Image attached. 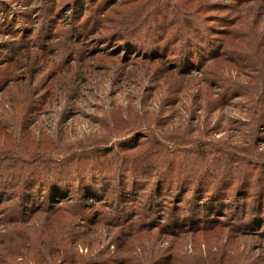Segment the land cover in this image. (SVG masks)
I'll use <instances>...</instances> for the list:
<instances>
[{"label": "trees", "instance_id": "obj_1", "mask_svg": "<svg viewBox=\"0 0 264 264\" xmlns=\"http://www.w3.org/2000/svg\"><path fill=\"white\" fill-rule=\"evenodd\" d=\"M59 1L65 2L61 5ZM162 1L24 0L29 5L38 2V10L35 8V14L24 12L18 19L5 8L7 14L0 16V36L6 34L9 39L0 47V58L4 59L2 56L7 51L17 56L22 52L21 56L31 48H37L42 52L55 53L64 66H70L73 61L91 56L95 53L92 50L100 51L99 44L105 43L112 51L119 48L123 56L128 54L143 63L163 65L155 72L169 80L174 76L205 74L208 85L222 96L229 91L226 87L230 82L226 78L230 72L228 66L240 75H259L252 78L245 74L251 80H264V0H234L236 9L231 10L232 19L229 16H202L208 10L216 13L227 10L219 2L209 4L207 0H184L179 8ZM149 8L151 10L147 12ZM114 10L116 14L101 18L104 12ZM180 11L189 12L197 19L182 17ZM204 23L205 28L202 26ZM217 23L222 24L221 28L217 27ZM105 24L116 26L112 30H116L114 36L102 38L103 30L108 31ZM175 26L179 27L174 29ZM60 35L62 39H59ZM14 39L15 43H10ZM58 39L60 42H57ZM5 62L0 61V69ZM7 83V80L0 82V94L5 91ZM248 91L251 93V89ZM262 95L257 93L255 98ZM27 116L28 113L22 121L24 127ZM252 125L258 126V123L254 121ZM131 135H135L132 140L121 142L119 146L131 151L140 150L144 160L133 164L135 169L127 157L118 161L111 156L116 154V144H109L98 151L104 152L103 156L108 153L104 160L92 158L89 161L87 158L75 169L71 164H59L57 160L45 159L38 154L33 158L23 155L9 159L4 152L0 153V212L5 211L0 214L3 219L0 224L4 223L5 232L10 227L9 236L0 232V264L26 263L18 261L19 258L30 262L26 254L14 251L15 241L23 239V234L17 239L19 232L11 229L29 230L41 215L52 222L47 227V230H52V236L40 246L46 248L49 242L53 245L48 249L51 253L41 251L37 254V264H87L79 248L90 246L86 243L87 236L98 223L108 226L96 204L103 201L109 203L110 195L116 188L125 203L116 207L115 214L112 212L109 216L117 221L120 229V250L125 248L128 240L142 233L158 231V241L163 242V237L209 233L217 228L216 225L226 228L223 226L226 223L220 219L229 220V212L233 211L238 214L231 217L237 221L229 226L231 236L264 240V190L256 193L248 191L244 201L233 203L228 200L229 185L224 183L229 182L225 179L214 181L211 167L198 169L196 162L191 161L189 144L179 145L182 147L179 164L167 160L160 164V152H155L156 147L164 146L160 140L151 139L150 144L141 140L134 143L141 131L136 130ZM169 146L173 147L172 144ZM166 153L169 154V151ZM38 171L44 173L45 183L41 182ZM124 172L133 175L134 180L126 182ZM208 172L210 177L206 179ZM181 183L190 187L181 188ZM192 186L194 190L189 191ZM131 187L133 195L128 191ZM137 197V203H141L143 198L144 204L131 205ZM73 199H76L75 202ZM6 201L17 203L12 208H3ZM95 201L96 204H93ZM58 215L62 217L56 225L53 220ZM160 254L152 264H176L172 263L175 256L171 249ZM120 255L123 256V253ZM121 256L111 259L108 264H128V259ZM251 257L250 253L244 255L247 259L245 264H258L256 254L251 260L254 263L248 262ZM230 260H233L232 257ZM222 263L220 259L219 264ZM92 264L107 263L97 261ZM259 264H264V256Z\"/></svg>", "mask_w": 264, "mask_h": 264}, {"label": "rangeland", "instance_id": "obj_2", "mask_svg": "<svg viewBox=\"0 0 264 264\" xmlns=\"http://www.w3.org/2000/svg\"><path fill=\"white\" fill-rule=\"evenodd\" d=\"M207 1L209 4L219 2L228 11L216 13L208 10L202 16L234 18L231 11L236 9L234 0ZM59 2L62 5L65 1ZM162 2L181 8L180 4L184 0ZM37 3L29 5L24 0H0V16L7 14L5 8L11 10V14H15L18 19L24 12L35 14ZM108 11L100 15L101 18L116 14V10L111 13ZM180 13L182 17L193 16L197 19L189 12ZM106 24L104 26L108 31L103 30L102 38L116 34V30L112 31L116 26ZM217 24L221 28L222 24ZM202 26L205 28V23ZM62 38L60 35L59 39ZM8 39L6 34L0 36V47ZM59 39L57 42H60ZM10 43H15V39ZM102 44H99L100 51L92 50L95 53H91V56L73 61L70 66H64L55 53L42 52L37 48H31L21 56L19 54L22 52L18 56L11 51L4 53L2 57L5 60L0 58V61L7 63L1 66L0 82L7 80L8 85L0 94V153L4 152L9 159L21 158L23 155L33 158L38 154L45 159L57 160L59 164H71L75 169L87 158L89 161L92 158L104 160L108 153L103 156L104 152L98 151L109 144H116V154L111 156L118 161L127 157L134 168L133 164L143 162L142 153L139 149H124L119 144L132 140L135 135L131 133L139 130L141 135L134 139V143L141 140L144 144H150L151 139L157 138L164 145L155 148V152H160V164L165 160L179 164L182 150L179 145L189 144L191 161L196 162L198 169L211 167L214 181L225 179L229 182L224 183L229 185L228 200L233 203L244 201L248 191L256 193L264 190V80L257 82L247 77L257 78L258 74L240 75L228 66L230 72L226 78L230 82L226 87L229 91L222 96L208 85L205 74L196 73L192 77L181 78L174 76L169 80L155 72L163 65L143 63L128 54L121 55L119 48L112 51L110 46ZM11 59L14 61H9ZM248 89H251V93ZM257 93L263 95L255 98ZM27 113L28 120H25L24 127L22 121ZM254 121L258 126L252 125ZM168 151L169 154L166 153ZM84 166L87 168V164ZM38 172L41 182L45 183L44 173ZM124 177L129 183L134 180L129 172ZM209 177L208 172L205 178ZM100 186L104 187L102 184ZM181 186L190 187L186 183H181ZM193 188L188 189L190 191ZM128 191L133 195L132 187ZM119 195L116 188L110 195L109 203L101 202L102 199L99 204L96 201L93 203L99 207V214L108 226L98 223L87 236L86 243L90 246L79 248L87 264L97 261L108 264L111 259L119 258L121 253V258L128 259V264H152L168 248L175 256L172 263L176 264H219L220 259L222 264H245L247 259L244 255L247 253L253 256L248 262H253L251 260L256 254V263L259 264L264 256V240L261 238L237 239L230 235L229 226L237 222L231 218L238 214L235 211L229 212V220L220 219L226 223L223 224L226 228L214 224L217 228L209 233L186 234L179 238L163 237V242L158 241V231L142 233L128 240L124 244L125 248L120 250V229L116 225L117 221L109 216L116 207L125 203ZM76 199H73L74 202ZM138 199L131 205L144 204L143 198L140 197L141 203H137ZM12 202L6 201L2 207L12 208L17 201ZM41 216L29 230L11 229L19 232L17 239L23 234V239L15 241L14 251L30 258L28 262L18 257V261L25 264L39 263L37 254L41 251L50 252L48 249L53 245L49 242L46 248L40 246L52 236V230H47L52 222ZM61 217L56 216L53 223L57 225ZM2 220L1 215L0 222ZM88 229L91 230L90 227ZM0 232L9 236L10 227L5 232L2 223Z\"/></svg>", "mask_w": 264, "mask_h": 264}]
</instances>
